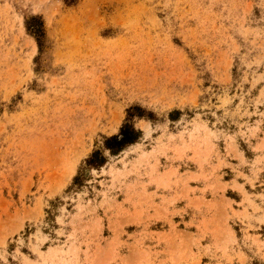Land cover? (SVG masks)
I'll use <instances>...</instances> for the list:
<instances>
[{"label": "rangeland", "instance_id": "obj_1", "mask_svg": "<svg viewBox=\"0 0 264 264\" xmlns=\"http://www.w3.org/2000/svg\"><path fill=\"white\" fill-rule=\"evenodd\" d=\"M0 264H264V0H0Z\"/></svg>", "mask_w": 264, "mask_h": 264}, {"label": "trees", "instance_id": "obj_2", "mask_svg": "<svg viewBox=\"0 0 264 264\" xmlns=\"http://www.w3.org/2000/svg\"><path fill=\"white\" fill-rule=\"evenodd\" d=\"M136 133L129 125H124L120 128L119 134L110 137V148H119L125 144L135 141Z\"/></svg>", "mask_w": 264, "mask_h": 264}]
</instances>
